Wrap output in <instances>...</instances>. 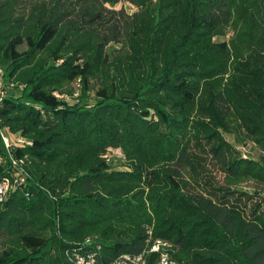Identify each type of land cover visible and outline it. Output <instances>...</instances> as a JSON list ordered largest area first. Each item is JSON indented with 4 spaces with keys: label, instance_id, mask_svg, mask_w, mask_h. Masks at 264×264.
<instances>
[{
    "label": "trees",
    "instance_id": "obj_1",
    "mask_svg": "<svg viewBox=\"0 0 264 264\" xmlns=\"http://www.w3.org/2000/svg\"><path fill=\"white\" fill-rule=\"evenodd\" d=\"M0 70V264H264V0H0Z\"/></svg>",
    "mask_w": 264,
    "mask_h": 264
},
{
    "label": "built area",
    "instance_id": "obj_2",
    "mask_svg": "<svg viewBox=\"0 0 264 264\" xmlns=\"http://www.w3.org/2000/svg\"><path fill=\"white\" fill-rule=\"evenodd\" d=\"M2 81H3V72L0 70V97L3 96L6 92V89L3 88ZM0 137L7 153L9 152L11 146L22 145L25 143V141L21 138L14 137L11 139L8 136H5V134L3 133H0ZM116 154L118 156H121L120 153L117 151L113 152L111 150H108L104 158L108 160ZM12 165L16 166L17 163L15 161H12ZM12 188L13 187H10L9 181H4L2 184H0V201L4 200L6 193ZM85 244L86 245L83 244V246H88L90 244V241L87 240ZM170 248L171 245L166 242H156L154 245L151 246L149 250H146L137 256H129V255L122 256L114 264H146L145 255L150 253H157V252L160 253V259L157 264H174L172 260H170L168 255ZM96 250L99 251V247H97ZM76 264H97L96 256L93 252H90L86 255H77Z\"/></svg>",
    "mask_w": 264,
    "mask_h": 264
},
{
    "label": "rangeland",
    "instance_id": "obj_3",
    "mask_svg": "<svg viewBox=\"0 0 264 264\" xmlns=\"http://www.w3.org/2000/svg\"><path fill=\"white\" fill-rule=\"evenodd\" d=\"M123 6L125 7V9L128 12H132L134 10V8L131 5L127 4V3H125ZM230 36H231V32L228 33L225 38H221V40H226L227 37H230ZM78 85L79 84L77 83L76 86H75L76 89H78V87H79ZM12 94L16 95V96H19L20 95V91H16L15 90V92H13ZM76 95H77L76 99H78L80 94L78 95V92H77ZM65 100L68 103H74V102L77 103L78 102V100L75 101V100H72V99L67 98V97H65ZM84 100H85V102H87V104H93L94 103L93 93L92 92H88V97L86 96ZM8 136L11 137V135H9V134H8ZM226 138L229 141L232 140L231 137H229V136H226ZM241 151L245 154V156H249V157H253V158H257L260 155L259 151L250 143H248L245 146V150L241 149ZM201 156L202 157H206L205 158L207 160L206 165H207V167H209L210 171L215 175V177H220V175L216 171L215 164H213V162L210 160V158L205 156V155H203V154H201ZM117 157H119L117 154L114 155V157H113L114 160H113L112 165L115 168H121V166H120L121 164H120L119 159ZM238 190L244 191V192L248 193L249 195H256V194L260 193L262 190H264V186H262L260 184H257V183H254L252 181H247L244 184H242L241 186H239ZM263 196H264V194H263ZM248 209H249V205L247 206V210Z\"/></svg>",
    "mask_w": 264,
    "mask_h": 264
}]
</instances>
